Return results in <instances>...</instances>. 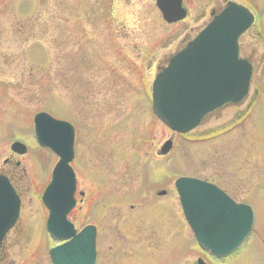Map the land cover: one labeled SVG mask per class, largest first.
I'll return each mask as SVG.
<instances>
[{
  "label": "rangeland",
  "instance_id": "obj_1",
  "mask_svg": "<svg viewBox=\"0 0 264 264\" xmlns=\"http://www.w3.org/2000/svg\"><path fill=\"white\" fill-rule=\"evenodd\" d=\"M186 2L191 19L170 24L156 0H0V173H14L27 189L8 236L10 264H52L49 249L60 243L44 229L49 210L42 195L59 157L36 140L41 111L76 127L72 165L87 192L74 211L79 226L103 195L101 212L88 220L102 230L100 264H118L109 249L117 236L154 253V264H198L199 257L208 264H264V35L254 27L241 39L256 65L249 100L234 114L177 134L154 113L151 93L160 67L197 33L186 23L205 18L196 8L211 4ZM170 138L174 148L164 156ZM14 140L28 146L27 154L12 152ZM182 175L223 178L253 205V232L230 256H211L193 236L175 185ZM160 188L167 193L158 194Z\"/></svg>",
  "mask_w": 264,
  "mask_h": 264
},
{
  "label": "water",
  "instance_id": "obj_2",
  "mask_svg": "<svg viewBox=\"0 0 264 264\" xmlns=\"http://www.w3.org/2000/svg\"><path fill=\"white\" fill-rule=\"evenodd\" d=\"M159 0L160 7L169 21L181 18L178 12L180 0ZM231 24V20L216 21L199 36L195 46L205 47L207 40H224L221 50L234 48L235 59L238 56L237 44L226 45V39L232 38L233 29H222L219 26ZM238 32L237 35H239ZM236 36H233V38ZM203 43V44H202ZM215 46V42H214ZM226 53H224L225 55ZM220 56V55H219ZM190 55L177 54L168 68L161 72L154 84V109L159 117L173 130L188 132L198 126L207 113L225 101H241L248 93L252 69L248 65L238 93L230 88V81L236 79L237 73H229L227 83L219 89L211 88L209 71L200 72L199 66L184 68L183 63ZM198 75L196 77H189ZM209 74L204 77V74ZM225 76V75H224ZM223 76V77H224ZM36 132L39 142L50 147L59 156L53 179L47 187L43 200L50 210L48 221L49 231L58 238H70L51 250L54 264H95L96 263V227L88 226L82 233L76 234L74 225L69 221L68 214L76 204L77 189L76 173L71 166L75 157V127L68 121L59 120L48 112H40L35 117ZM173 147L169 140L162 148L167 154ZM13 149L21 154L27 152L22 143H14ZM177 188L181 195L185 214L203 248L211 250L218 256H225L237 249L249 236L254 223V213L250 206L236 203L227 193L207 182L189 177L177 180ZM162 193H165L163 191ZM20 198L11 181L0 175V244L16 223L20 215ZM200 264H206L200 260Z\"/></svg>",
  "mask_w": 264,
  "mask_h": 264
},
{
  "label": "flooded vegetation",
  "instance_id": "obj_3",
  "mask_svg": "<svg viewBox=\"0 0 264 264\" xmlns=\"http://www.w3.org/2000/svg\"><path fill=\"white\" fill-rule=\"evenodd\" d=\"M186 1L187 0H183V2H182L183 11H184L185 15L180 21H178V23L179 22H186V21L191 19L192 10L188 6V3ZM219 1L220 0H211L210 5H208V6L201 5L200 7L196 8V10H197L196 12L199 14H205V18L203 20L194 19V20L186 23L185 28L188 31H195L196 30L197 33L193 37H190V36L184 37L183 41H182L183 45L178 51L185 50L189 46L190 42L194 39V37H196L209 24H211L219 15L222 14V12L229 5V3L236 2V3L246 7L254 16L253 22L251 23L250 27L239 38V56H240V58H243L244 60L251 62L253 69L255 71V67H256L255 61H254V59H251L250 56H247V53L245 52V50L242 46L241 39L245 34L249 33L251 31V29L254 27H256L257 29H260L264 35V3L263 4H262V2L260 3L259 0H241V1H239V0H227V2L225 3L226 5L221 6V3L219 4ZM199 4H201V2ZM216 4H217V6H215ZM251 45H253V44L251 43ZM167 63H166V65H167ZM166 65H164L163 67H160V70L163 69ZM238 72L240 73L241 71H238ZM253 84L254 83L252 80L251 91H252ZM251 91H250V93H251ZM250 93L240 102L225 103L224 105H222L221 107L217 108L212 113H210L209 117H211L212 119L213 118H223V117H225L226 114H230L235 109L241 108L244 105V103L249 100ZM234 112L232 114H234ZM242 117L243 118L241 119V123L245 122L246 113ZM8 162L12 166H16V164L18 163V162H13V160H11L10 158H8ZM13 174L8 173L7 175L11 178V180H12L17 192L21 196V199L23 202L24 193L22 191L24 189L27 191L26 184L23 182L22 176H21V181L24 183V185L23 184L21 185L20 181H19V184H20L19 185L18 182H16ZM15 174H16V172H15ZM195 177H198V176H195ZM198 178L203 179V180H207L209 182H212V183L218 185L219 187L224 189L227 193H229L234 199H236L237 201H241V200H239L237 194L234 192L233 186L225 187L223 185V182H222L223 178H221L220 181H216L218 179V177H215L214 179H207L204 177H198ZM82 193H84V194H82ZM85 194H87V192L85 190L81 189L80 186L78 185L77 193H76L77 205L72 210V212L70 213L69 218L75 223V226L77 228V232H80L88 224H95L97 226L98 255H97V263L96 264H100L101 258H104V259L106 258L104 248H103V246H101L100 240H99V237H100V234L102 233V230H101V227L98 223L99 221H94L95 222L94 223V222H90L88 220H90L91 212L94 213L95 210L98 214L101 212V207L104 205L103 195L100 193V195H98L97 198H95L93 200V205L92 206L88 205L85 217L82 219L84 221V225L79 226L76 223V222H78V218L75 217L74 211L79 207L80 202H82V198H80V197L82 195L84 196ZM98 214L96 216H98ZM17 226H18V223L13 227V229L9 232V234L13 230H15ZM9 234L7 235V237L5 238V240L3 241V244H2L1 254H0V264H2V263L3 264H10V259L8 258L9 252L7 251V249H8L7 243L9 240V237H8ZM109 234H110V232H109ZM115 238H116L115 243L117 244V246H113V245L109 246V249L111 251L110 258L115 260L118 264H137L141 261L148 260L149 256H151V255H153L154 259H151L152 262L150 264L156 263L157 257L155 256L154 253H150L146 249H143V248L131 247L129 245L130 244L129 242H124L123 236H117Z\"/></svg>",
  "mask_w": 264,
  "mask_h": 264
},
{
  "label": "bare ground",
  "instance_id": "obj_4",
  "mask_svg": "<svg viewBox=\"0 0 264 264\" xmlns=\"http://www.w3.org/2000/svg\"><path fill=\"white\" fill-rule=\"evenodd\" d=\"M254 72H255V71H254V69H253V74H254ZM154 78H155V77H154ZM208 116H209V115H208ZM208 116H206V118H208ZM206 118H205V119H206ZM205 119H204V120H205Z\"/></svg>",
  "mask_w": 264,
  "mask_h": 264
}]
</instances>
